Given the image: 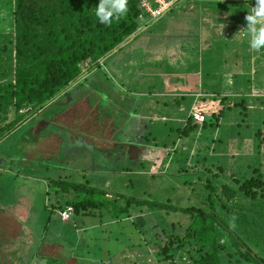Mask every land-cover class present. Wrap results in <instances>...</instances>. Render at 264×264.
Listing matches in <instances>:
<instances>
[{"label":"rangeland","instance_id":"rangeland-1","mask_svg":"<svg viewBox=\"0 0 264 264\" xmlns=\"http://www.w3.org/2000/svg\"><path fill=\"white\" fill-rule=\"evenodd\" d=\"M255 2L181 0L172 11L153 18L125 49L109 56L99 69L89 70L85 65L83 81L72 84L59 101L5 138L0 144V170L20 169L15 143L24 139L22 135H44L39 147L24 155L26 167L22 169L26 172L72 174L75 180L111 193L171 201L181 207L210 210L216 205L224 214L238 215L239 222L234 223L245 239L264 251V199L231 196L223 181L207 173L212 168L217 174L223 167L221 180L264 174V89L259 84L264 76V47L252 49L245 34L246 16L257 6ZM15 4L16 0H0L3 108L6 87L16 74L11 44ZM223 101L232 109L219 119V127L182 135L193 113L200 111L208 117L223 107ZM58 109L64 110L57 113ZM53 163L59 167L48 172ZM6 181L10 180L6 177ZM25 182H19L17 190L0 201V264L20 260L35 264L27 253L36 251L41 222L21 223L30 213L29 222H33L31 210L38 217L40 212L44 227V218L50 214L55 222L74 226L72 219L63 220L61 211L45 212L38 188ZM73 196L59 199L65 203ZM104 211L101 220L108 221L110 213ZM130 212L132 220H109L83 235L59 231L60 243L52 245L47 243L49 231L38 252L64 258L66 264H163L161 251L167 236L162 230L182 233L191 221L185 213L148 206L133 207ZM222 242L226 246L222 264H251L240 260L228 238ZM22 243L28 252L23 251ZM199 248L198 242L190 241L177 252L174 264H194L192 256H200ZM208 250L206 247L204 252Z\"/></svg>","mask_w":264,"mask_h":264},{"label":"trees","instance_id":"trees-1","mask_svg":"<svg viewBox=\"0 0 264 264\" xmlns=\"http://www.w3.org/2000/svg\"><path fill=\"white\" fill-rule=\"evenodd\" d=\"M142 2L143 0H127V13L119 19L114 16L111 25H107L100 23L96 16L100 0H16L15 29L11 41L16 58V74L14 82L6 87V95L3 96L7 103L4 108L0 106V144L27 119L37 116L62 96L72 84L83 80L87 74L85 65L89 66V70L99 69L109 56L125 49L131 39L153 21ZM224 102L223 107L213 111L204 123H196L192 116L182 130V135L190 136L208 126L219 127V119L223 118L229 108L232 109L229 106L226 108ZM25 109L29 111L22 112ZM22 137L23 140L18 139L15 143V153L21 157L18 162L20 169L12 167L0 170V201L28 177L35 175L23 170L26 165L22 162L26 160L24 155L30 149L38 148L45 136L27 132ZM218 169L220 171L217 174L213 173L212 168H208L207 173L223 181V187L230 191L231 196L243 194L251 199H264V174L250 179H239L232 175L221 180L225 170L223 167ZM6 177L10 181H6ZM209 180L213 182L211 178ZM49 186L50 194H75L65 204L66 207H74L75 216L95 217L99 213L103 219L104 210H107L110 213L108 221L117 223L120 219H133L131 208L145 206L166 210L167 213L188 215L191 221L184 232L169 233L165 228L162 230L167 236L161 251L165 260L163 264H174L177 252L190 241L200 244V256H192L194 264H222L226 247L222 241L226 238L232 243L231 246L241 261L264 264V251L259 244L255 247L247 241L239 225L234 223L239 222V216L224 214L223 208L216 205H212L210 210L197 206L181 207L171 201L162 203L111 193L88 181L75 180L74 177L49 178ZM211 187L215 190L214 185ZM122 201H125V205L121 204ZM65 205H61L62 210L66 208ZM174 225L171 228L176 230L177 226ZM157 234L161 235V232ZM206 247L209 250L204 252Z\"/></svg>","mask_w":264,"mask_h":264},{"label":"crops","instance_id":"crops-1","mask_svg":"<svg viewBox=\"0 0 264 264\" xmlns=\"http://www.w3.org/2000/svg\"><path fill=\"white\" fill-rule=\"evenodd\" d=\"M263 79H264V76H262V81H260L259 84L262 85L261 87L264 89V83H263L264 80ZM81 81H83V80H81ZM68 89H67V91H68ZM67 91L65 93H67ZM60 98L61 97H58V99H56L53 103L59 101ZM53 103H51V104H53ZM63 110L64 109H58L57 113H61V112H63ZM55 164L56 163H54V166H53L52 169L49 168L47 171L49 172V171L53 170L54 168L56 169V168L59 167V166L57 167V165H55ZM80 173H78V174H80ZM83 173H85L84 170H83ZM78 174H76V176ZM59 177H70V178H72V177H74V175H72V174H66V175H61V174L55 175V174H53V175H51V174H46V173L42 172V174H39L38 176L35 174L32 177H28V179H27L28 184H33L35 189L38 188L37 192H38L39 198H40V205L44 208L45 212H47L49 209L50 210L52 209L51 210L52 212H54L55 210L56 211H61L62 210L61 209V205H65L67 203V201L65 203H62L63 198L59 199L62 196H65V195H58V194H55V193H53V194L49 193V191H50L49 178H59ZM24 184H27V183L25 182ZM16 190H17V188L14 191H16ZM74 197L75 196H73L71 199H73ZM71 199H68V201L71 200ZM65 207H66V205H65ZM31 212H32V221L33 222H29V219H31V213H30V216H29V213H28L29 218H27V219L22 218L21 223L23 225H29L30 223H32V224L33 223L40 224V222H41V224L38 225V227H37V234L39 233V231L42 228L43 229L41 231V234H39V235H41V239L35 246L36 247L35 248L36 251L33 254L27 253L28 257H34L35 258V264H61V263L66 264V260L64 258L61 259L59 257L55 258L53 256L50 257L48 255L39 254L38 251L40 250V248L43 245H45V238H47L46 234L49 235V231H50L51 235L49 236V239H47V241H48L47 243L52 245L54 243H60V237L57 236V234L60 233L59 231H67V230H69V231H73V232H79L80 234H82V233L84 234V233L89 232L93 228H98L99 229L102 225L108 223L107 221L101 220L100 214L96 215L95 217H93V216L84 217V216H75L74 215L72 217L74 226H70V225H68V222H66V223H64V222H62V223L55 222L53 220L51 214H50L49 217L47 216L46 218H44V221L45 222L47 221L46 222V227H44L43 224H42L43 223L42 222V218H40V212H39V217L37 216V211L35 209L31 210ZM47 213H49V212H47ZM23 216H21V217H23ZM111 223H115V222H111ZM28 228L29 227H27V229ZM58 228H60V229H58ZM24 244L25 243H22V245H23L22 249H23V251L27 250V252H28V247H27V249L24 248ZM75 254H77V253H74L73 255H75ZM67 255L70 257V256H72V253L67 254ZM44 256H46V257H44ZM75 257H77V256H75ZM21 261L22 260L18 261V264H22V263L24 264V262H21Z\"/></svg>","mask_w":264,"mask_h":264},{"label":"clouds","instance_id":"clouds-1","mask_svg":"<svg viewBox=\"0 0 264 264\" xmlns=\"http://www.w3.org/2000/svg\"><path fill=\"white\" fill-rule=\"evenodd\" d=\"M128 11L127 0H100L96 16L102 24L111 25L112 19L124 16ZM246 35L250 37L252 49L264 47V0H257V6L246 16Z\"/></svg>","mask_w":264,"mask_h":264},{"label":"built area","instance_id":"built-area-1","mask_svg":"<svg viewBox=\"0 0 264 264\" xmlns=\"http://www.w3.org/2000/svg\"><path fill=\"white\" fill-rule=\"evenodd\" d=\"M179 1L180 0H143L142 5L146 11L151 14V17L159 18L171 11ZM154 4H157V6H154ZM193 115L197 123H204L206 120V116L200 111L193 113ZM60 213L64 221H69L74 216L75 209L73 206L69 205L64 210H61Z\"/></svg>","mask_w":264,"mask_h":264}]
</instances>
